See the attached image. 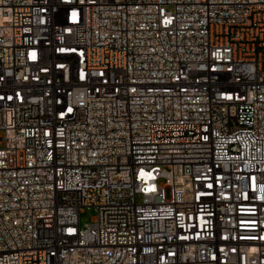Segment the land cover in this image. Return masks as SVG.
I'll return each mask as SVG.
<instances>
[{
  "label": "built area",
  "instance_id": "1",
  "mask_svg": "<svg viewBox=\"0 0 264 264\" xmlns=\"http://www.w3.org/2000/svg\"><path fill=\"white\" fill-rule=\"evenodd\" d=\"M0 264H264V0H0Z\"/></svg>",
  "mask_w": 264,
  "mask_h": 264
},
{
  "label": "rangeland",
  "instance_id": "2",
  "mask_svg": "<svg viewBox=\"0 0 264 264\" xmlns=\"http://www.w3.org/2000/svg\"><path fill=\"white\" fill-rule=\"evenodd\" d=\"M96 216V211L94 208H85L80 213V224L82 227L88 225Z\"/></svg>",
  "mask_w": 264,
  "mask_h": 264
}]
</instances>
